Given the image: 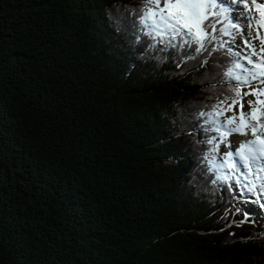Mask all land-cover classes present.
Here are the masks:
<instances>
[{
    "label": "trees",
    "instance_id": "obj_1",
    "mask_svg": "<svg viewBox=\"0 0 264 264\" xmlns=\"http://www.w3.org/2000/svg\"><path fill=\"white\" fill-rule=\"evenodd\" d=\"M143 7L0 0V264H264L201 142L238 48L152 46Z\"/></svg>",
    "mask_w": 264,
    "mask_h": 264
},
{
    "label": "snow or ice",
    "instance_id": "obj_2",
    "mask_svg": "<svg viewBox=\"0 0 264 264\" xmlns=\"http://www.w3.org/2000/svg\"><path fill=\"white\" fill-rule=\"evenodd\" d=\"M233 6L242 7L237 11ZM253 7L258 16L253 13ZM245 9L248 16L242 15ZM241 18L254 27L256 35L242 42L245 54L227 47V54L238 59H234L232 67L224 75L237 86L230 88L231 95L213 105L210 111L199 113L200 117L205 118L201 125L203 131L213 133L201 142L210 146L204 157L212 165L209 170H220L213 183L233 181L241 199L245 193L251 194L264 208V36L259 34V29L264 28V2L251 0L250 6L247 0H231L230 4L228 0H145V7L138 10L139 23L145 30L144 34L152 39V46L161 43L165 49L187 48L193 55L186 59L204 53L211 57L218 47L222 49L228 44L235 46L231 29L237 27L234 21ZM218 24L220 28H217ZM237 31L243 34L242 29ZM222 36L232 39L221 42L217 47L214 42ZM255 39L260 40L259 50L253 45ZM245 88L248 91L242 94ZM245 96L255 97L246 101L247 112L243 103ZM237 106L238 110H234ZM228 112H232V115H226ZM234 133L250 135L252 139L232 150L228 137ZM221 144L230 150L221 153ZM225 169L227 171H223ZM229 189H233V184H229ZM239 211L237 208L236 212ZM241 222H248L247 213Z\"/></svg>",
    "mask_w": 264,
    "mask_h": 264
},
{
    "label": "rangeland",
    "instance_id": "obj_3",
    "mask_svg": "<svg viewBox=\"0 0 264 264\" xmlns=\"http://www.w3.org/2000/svg\"><path fill=\"white\" fill-rule=\"evenodd\" d=\"M250 2H251V0H247V3L251 6ZM240 8H241V6L236 7V10L239 11ZM242 15L243 16L249 15L246 9L243 10ZM234 23L237 25V27L233 28L235 30L231 29V31L233 33V36L235 37V46H236V48H238L239 51L242 52V54H245L243 52L242 42L246 39H251V37H255L256 32L254 31V27L249 25L248 22L243 23V22L238 20L239 24L236 23V21ZM237 29H242L243 34H240V32H238ZM249 34H251V35H249ZM253 45H254V47L257 48V50H259L260 40L255 39L253 41ZM241 62L246 63L245 61H241ZM243 91H248V89H246V88L243 89L242 94H243ZM251 99H255V97H253V96H245L244 97L243 103H244L245 112L248 111V105H247L246 101L251 100ZM234 110H238V106H237V109H234ZM226 115L231 116L232 112H228V113H226ZM221 119H223V117H221ZM250 139H252V137L250 135L244 136V135H241L239 133H234L228 137V140L231 142V149L232 150H235L236 148H238L242 142H244L246 140H250ZM229 150H230L229 147H227L225 144L220 145V152L221 153L227 152ZM218 162H219V159L217 158V163ZM223 171H227V170L225 169ZM219 172H220V170H219ZM235 199H236V202L241 205V208L244 210V213L246 212L248 214V217L257 218V217L264 216V208H261L260 204L256 202L255 196L248 194V193H245L244 198L241 199L239 197V194H238L237 196H235ZM262 202H264V201H262Z\"/></svg>",
    "mask_w": 264,
    "mask_h": 264
},
{
    "label": "bare ground",
    "instance_id": "obj_4",
    "mask_svg": "<svg viewBox=\"0 0 264 264\" xmlns=\"http://www.w3.org/2000/svg\"><path fill=\"white\" fill-rule=\"evenodd\" d=\"M229 4L231 3V0H228ZM233 7H237V6H233ZM239 21L246 23L247 21H245L244 19H239ZM235 22V21H234ZM236 23H238V20L236 21ZM239 24V23H238Z\"/></svg>",
    "mask_w": 264,
    "mask_h": 264
}]
</instances>
